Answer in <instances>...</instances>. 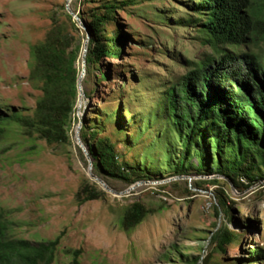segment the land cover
<instances>
[{
    "label": "rangeland",
    "instance_id": "374dc122",
    "mask_svg": "<svg viewBox=\"0 0 264 264\" xmlns=\"http://www.w3.org/2000/svg\"><path fill=\"white\" fill-rule=\"evenodd\" d=\"M110 1L132 2L117 18L119 29L128 35L124 52L121 58L102 63L107 77L102 79L101 71L92 69L82 83L84 95L74 116L79 120L86 111L83 121L86 117L103 127L101 136L117 144L126 164L153 175L130 192L125 182L107 178L106 184L123 194L106 191L104 198L81 204L77 191L85 181L95 180L75 140L78 123L70 131L71 144L57 146L29 139L16 125H8L0 139V220L8 227L7 237L33 244L59 238L53 264H73L74 259L79 264H190L194 257L208 255L213 249L210 233L229 221L223 214L215 215L224 192L231 207L229 229L241 237L224 253H216L213 263L264 264V256L256 259L254 254L256 250L264 254V176L247 188L235 187L218 176H201L194 156L187 176L176 177L170 171L171 164L184 160L183 142L176 143L166 134L157 107L160 93L215 54L197 29L185 22L195 17V0ZM67 3L0 0V110L4 113L31 115L41 96L29 80L32 45L43 42L57 23L73 37L75 47L82 43L84 28L78 24L80 32L74 29ZM69 5L84 13L96 4L71 0ZM109 30L111 36L116 33L114 25ZM227 51L254 52L264 58V27L255 42ZM82 54L83 49L81 69ZM117 120L125 130H119ZM191 158L185 160L187 166ZM242 183L247 185L246 180ZM134 202L151 213L126 232L121 219Z\"/></svg>",
    "mask_w": 264,
    "mask_h": 264
},
{
    "label": "trees",
    "instance_id": "16d2710c",
    "mask_svg": "<svg viewBox=\"0 0 264 264\" xmlns=\"http://www.w3.org/2000/svg\"><path fill=\"white\" fill-rule=\"evenodd\" d=\"M80 1L96 4L84 13L73 9L86 27L82 30L84 42L89 35L85 78L96 68L103 79L107 76L102 72V63L121 58L124 52L128 35L119 29L117 18L118 12L132 2ZM192 10L195 17L185 22L197 29L215 54L160 93L157 107L162 111L166 134L176 143L183 142L184 160L171 164L170 171L176 177L187 176L193 166L191 161L196 158L199 164L195 169L201 176H218L235 187L247 188L264 176V58L254 52L229 53L227 48H242L257 40L264 27V0H195ZM68 17L80 32L78 23ZM112 25L116 29L113 36L109 33ZM83 41L75 47L73 37L57 23L43 42L31 46L29 80L39 87L41 96L31 115L0 110V139L7 133L8 125H16L24 136L43 140L48 146L71 144L70 131L79 122L74 114L79 100L82 69L78 63ZM116 123L119 130H125L118 120ZM102 129L85 117L80 131L93 161V173L105 182L113 178L129 186L150 181L153 174L126 164L117 144L101 136ZM187 158H191L188 166ZM100 187L97 182L85 181L76 197L81 204L104 198L106 191ZM220 194L215 215L223 214L231 221V207L225 193ZM150 213L144 204L134 202L124 211L122 229L135 230ZM229 221L210 233L213 249L208 255L194 257L190 264H214L216 253H224L227 246L240 240L241 235L230 231ZM7 229L0 220V264H53L59 238L33 244L9 239ZM76 254L77 251L75 257ZM254 254L256 259L264 256L257 250ZM73 264H79L77 259Z\"/></svg>",
    "mask_w": 264,
    "mask_h": 264
},
{
    "label": "water",
    "instance_id": "95a60500",
    "mask_svg": "<svg viewBox=\"0 0 264 264\" xmlns=\"http://www.w3.org/2000/svg\"><path fill=\"white\" fill-rule=\"evenodd\" d=\"M71 0H68V3L66 5V8L69 12V15L73 17V19L79 24L81 25L84 30L86 29L85 25L83 24V22L80 20V18L78 17V15L70 8V5H69V2ZM88 43H89V35L87 34V38L84 42V46H83V54H82V70H81V73L79 75V79H78V88H79V99H81V97L84 95L83 93V89H82V83H83V80L85 78V74H86V57H87V51H88ZM86 111L83 112V114L81 116H79V122H78V127L76 129V132H75V140H76V143L78 145V147L82 150V152L84 153V155L86 156L87 158V161H88V171H89V176L95 180V182H97L98 184L102 185L103 189L107 192H110V193H113L115 195H122L123 193H118V192H115L114 190H112L107 184L106 182L98 177L97 175H95L93 173V161H92V158L90 157L89 155V151H88V147L85 146V144L83 143L82 139H81V136H80V131L82 129V125H83V118H84V115H85ZM179 177H183V176H179ZM148 181H141V182H138L132 186H130V188L127 190V192H130L132 191L133 189H135L136 186H139L140 184H143V183H147ZM229 182V181H228ZM231 183V182H229ZM210 239V238H209Z\"/></svg>",
    "mask_w": 264,
    "mask_h": 264
}]
</instances>
